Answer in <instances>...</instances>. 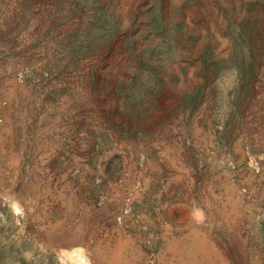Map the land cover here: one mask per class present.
Masks as SVG:
<instances>
[{"label": "rangeland", "instance_id": "rangeland-1", "mask_svg": "<svg viewBox=\"0 0 264 264\" xmlns=\"http://www.w3.org/2000/svg\"><path fill=\"white\" fill-rule=\"evenodd\" d=\"M0 264H264V0H0Z\"/></svg>", "mask_w": 264, "mask_h": 264}]
</instances>
